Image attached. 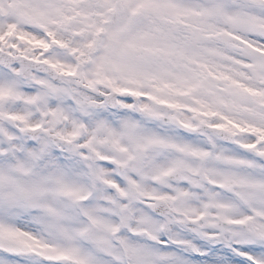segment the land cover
Listing matches in <instances>:
<instances>
[{"label": "snow or ice", "instance_id": "1", "mask_svg": "<svg viewBox=\"0 0 264 264\" xmlns=\"http://www.w3.org/2000/svg\"><path fill=\"white\" fill-rule=\"evenodd\" d=\"M0 264H264V0H0Z\"/></svg>", "mask_w": 264, "mask_h": 264}]
</instances>
